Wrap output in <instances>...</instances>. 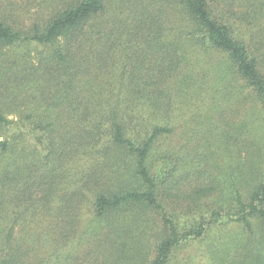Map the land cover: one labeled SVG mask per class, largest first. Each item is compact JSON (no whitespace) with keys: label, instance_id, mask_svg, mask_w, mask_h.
Returning a JSON list of instances; mask_svg holds the SVG:
<instances>
[{"label":"trees","instance_id":"obj_1","mask_svg":"<svg viewBox=\"0 0 264 264\" xmlns=\"http://www.w3.org/2000/svg\"><path fill=\"white\" fill-rule=\"evenodd\" d=\"M165 1L42 0L28 25L12 21L0 5V264H31L46 243L75 247L77 212L89 194L96 247L85 231L83 251L66 256L65 264H97L95 252L102 257L98 264L127 260L123 230L104 224L125 213L132 220L150 214L152 227L143 230L153 236L149 264H169L176 249L213 224H236L253 238L254 220L264 230V174L248 194L232 186L226 210L211 202L216 194L200 177L205 170L194 172L199 175L184 189L188 175L170 168L173 154H158L160 140L174 131L178 93L200 87L201 52L208 63L218 57L208 72L220 95L204 98L209 105L223 98L235 103L219 117L238 115L240 97L251 96L264 116L260 59L224 0ZM45 9L52 10L48 17L40 13ZM19 44L36 52H12ZM228 126L237 147L250 152L247 123ZM104 168L117 190L103 182ZM207 199L203 212L197 203ZM173 205L192 218L184 222Z\"/></svg>","mask_w":264,"mask_h":264},{"label":"rangeland","instance_id":"obj_2","mask_svg":"<svg viewBox=\"0 0 264 264\" xmlns=\"http://www.w3.org/2000/svg\"><path fill=\"white\" fill-rule=\"evenodd\" d=\"M233 1L234 4L231 3V0H224V8L226 11H231L230 18L233 19L235 26L241 29L242 37L245 38L252 53L260 59V69L264 71V0ZM40 2L42 0H0V5L12 21L28 25L34 21ZM163 4H166L165 0H163ZM166 10L172 13L171 10L167 8ZM51 12V9L40 11L41 15L47 17ZM249 23H253V25H248ZM26 47L29 52L33 54L36 52V50H31L32 47L20 44L12 47L11 51L17 53L26 50ZM201 53L197 56L199 64L203 67L202 80L197 84L200 87L189 95L178 93L176 101L179 110L176 112V120L173 123L174 131L171 135L160 140L157 149L158 154L159 151H168V149L173 154L170 168L173 164L177 166V176L188 175L182 182L184 189H190L189 186L199 175L193 174L194 172L205 170L203 176L200 177L202 181L210 183L208 186H211L216 194L215 200H211V202L219 201L221 207L227 210L231 206L232 186L237 185L244 194H248L258 182L259 176L264 174V116L259 113L258 101L251 96L245 100L240 97V100L243 101L239 105L241 112L238 115L232 118H220L217 113L222 112L228 115L235 108V103L223 98L214 100V103L209 105L211 102H208V98H204L205 95L212 97L220 95L217 90L218 80L210 72L216 66L218 57L214 55L213 61L208 63L207 59L204 57L202 59ZM208 69H210L209 72ZM239 84L235 83L236 92L239 88L241 89ZM199 97H202L203 100L200 101ZM33 103L35 102L33 101ZM28 105H32V103ZM29 111L23 112L22 116H26ZM212 113L213 115L210 116ZM15 115L18 114L10 115V119L16 120ZM31 119L27 118L28 121ZM243 121L247 123L244 138L254 145L250 152H245L237 147L236 142L226 133L228 124L240 129L239 125ZM257 123L259 129H256ZM239 141L242 143V136ZM19 145L24 144L20 143ZM103 173V182L108 181V186L117 190L116 180L109 175V169L104 168ZM61 179L63 182L68 181L67 177ZM135 184L128 188L134 187ZM75 187L76 185H73L70 189ZM91 199L92 195L89 194L86 202L79 207L81 210L77 212V231L74 236L75 242L78 244L75 247L72 245L58 247L52 243H46L37 250L31 264H65L66 256L70 257L83 251L86 242L85 231L90 233V237L95 241L93 246L96 247L97 235L92 231L97 229L98 224L94 223L91 226L89 224L92 209ZM209 200L197 203L203 212L206 210ZM173 207L178 214L184 213L185 217L183 218L187 219L184 222L189 221L192 216L190 213L175 205ZM128 215L129 213H125L124 218L120 221L117 220V217H110L104 221V224L120 231L123 230V238L127 242L126 256L128 258L122 264H149L153 257V244L150 249L148 246L152 243L153 236L151 232L143 234V230L146 224L148 227H152L150 214L141 212V216L133 220ZM135 220L139 222L138 226H135ZM129 228L130 236H128ZM37 229L38 226H35L34 230ZM254 232L255 238L249 237L236 224H213L203 237L193 239L176 249L169 264H264V230L259 227L256 220H254ZM86 245L89 247L90 240ZM93 254L96 258L98 257L96 263H101V255L97 252ZM142 254H148L146 260L141 257Z\"/></svg>","mask_w":264,"mask_h":264}]
</instances>
